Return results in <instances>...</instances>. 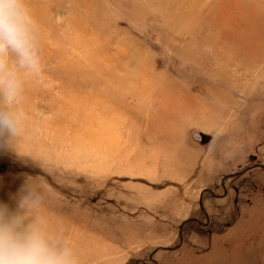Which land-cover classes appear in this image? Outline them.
I'll use <instances>...</instances> for the list:
<instances>
[{
  "label": "rangeland",
  "instance_id": "obj_1",
  "mask_svg": "<svg viewBox=\"0 0 264 264\" xmlns=\"http://www.w3.org/2000/svg\"><path fill=\"white\" fill-rule=\"evenodd\" d=\"M45 78L0 150L81 264H264V0H29Z\"/></svg>",
  "mask_w": 264,
  "mask_h": 264
},
{
  "label": "clouds",
  "instance_id": "obj_2",
  "mask_svg": "<svg viewBox=\"0 0 264 264\" xmlns=\"http://www.w3.org/2000/svg\"><path fill=\"white\" fill-rule=\"evenodd\" d=\"M40 25L29 0H0V150H11L24 133L21 107L29 79L43 83ZM0 202V264H81L66 231L43 211L46 190L29 179L14 197Z\"/></svg>",
  "mask_w": 264,
  "mask_h": 264
}]
</instances>
